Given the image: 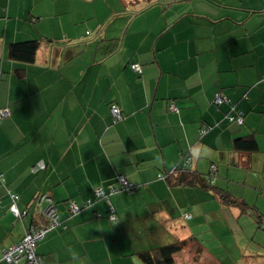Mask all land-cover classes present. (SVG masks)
Listing matches in <instances>:
<instances>
[{
    "label": "crops",
    "instance_id": "1",
    "mask_svg": "<svg viewBox=\"0 0 264 264\" xmlns=\"http://www.w3.org/2000/svg\"><path fill=\"white\" fill-rule=\"evenodd\" d=\"M31 39L40 41L33 62L9 56L11 43ZM219 94L229 101L216 106ZM0 107L10 109L0 119V264L30 224L44 223L42 193L62 224L36 243L44 264H145L138 252L192 236L190 247L223 257L249 229L248 251L264 264V231L250 211L219 210L211 191L175 177L182 154L192 173L215 164V184L264 215V0H0ZM235 112L243 125L228 119ZM250 134L259 149L236 151L234 140ZM196 148L206 154L193 156ZM117 175L140 188L95 199ZM13 193L22 218L9 210ZM71 200L82 208L75 214Z\"/></svg>",
    "mask_w": 264,
    "mask_h": 264
},
{
    "label": "trees",
    "instance_id": "2",
    "mask_svg": "<svg viewBox=\"0 0 264 264\" xmlns=\"http://www.w3.org/2000/svg\"><path fill=\"white\" fill-rule=\"evenodd\" d=\"M39 46H40V41L37 40V39H31V40L13 42V43H11L9 45L8 53H9V56L12 59H14V60H18V61H22V62H26V63H31L35 59V55H36V52H37ZM133 64L140 65V69H141L140 72L139 71H136V70H134L132 68V65ZM130 67L134 71H136L138 73H141V71H142L141 64H139L138 62L131 63L130 64ZM220 95H222V94H220ZM222 96H225L227 98V100L224 101V102L229 101V99H228V97L226 95H222ZM215 99H216V97L214 98V104L216 106H219V105L222 104V103H220V104L216 103L215 102ZM113 106L118 107V109H119V116H114V114L112 113L111 108ZM0 109H7L8 115L10 114V109L9 108L0 107ZM109 110H110V113H111V115L113 117V122H117V121H119V120H121L123 118L122 110H121V108L116 103L110 104ZM169 110L170 111H174V112L175 111L176 112L178 111V107L176 106V104L174 103V101H172L170 103ZM235 113L236 114L228 115V119L231 122L237 123L239 125H243L245 123V119H244V116L242 115V112H235ZM7 116H4V117H7ZM232 116H235V119L232 120L231 119ZM4 117H0V119L1 118H4ZM238 117H241L242 118V122L241 123L238 122ZM208 130H209L208 127L202 128L201 134L204 135ZM234 149L236 151H238V152H246V153L251 154V153H253V152H255V151H257L259 149V143H258L257 138H256V136L254 134H250L248 136H241V137H237L234 140ZM184 156H189L190 157V155L187 154V153L186 154H182L180 156V161H179L180 162L179 163L180 165L176 169V171H178L179 173L175 176L176 177V180H177V182H176L177 184H179V185L195 186V187H198V188H202L204 190L211 191V194H212V197L211 198L214 199L215 201L217 200V204H218V207L217 208L219 210H222L223 208H226V207H235V208L237 207V208H239L243 212H249L250 211V213L253 214L256 217L257 223L260 224V227L264 231V215L259 211V209L257 208V206H254V205H251V204L247 203L243 199L238 198L236 195H234L228 189L219 187L217 184H215L216 180L218 179L217 166L215 164L211 165L210 171H209V173L207 175H201V174H197V173H194V172L192 173L190 171L191 170L190 167H185V166L182 165V157H184ZM248 165H249V163H248ZM36 167H37V163H36V165L34 167L35 169H43L44 168V167L43 168H36ZM249 167H250V165H249ZM174 172L173 171L166 172V173L160 172V173L157 174V178L158 179H164V178L166 179V178L172 176L174 174ZM119 177H123L128 184H131L134 187L133 190H130V188H128L129 187L128 184H127V186H123V184L119 180ZM115 181H116L115 183L109 185V189H108V193L107 194L101 188L103 190V192H104V195L97 196L96 195V191H97L98 188L95 189L94 190V198L95 199H98V198L99 199L107 198L109 194L118 193V192L132 193V192H134V191H136V190H138L140 188L139 185L129 182L122 175H117L116 178H115ZM53 201H54V199H53ZM91 201L92 200L87 199L84 202V206H87ZM54 203H55V201H54ZM69 203H70V201L68 202V210H69ZM16 205H17V201H16ZM55 205H56V203H55ZM38 207L40 208L41 207V204H39ZM78 207H79V209L76 212H74V213L73 212H70V210H69L70 214H75V213L79 212L82 209L79 205H78ZM20 211H24V210H20ZM25 211H26V214H27V210H25ZM112 212H114V210H112ZM26 214L23 215V216H21V217H19V218H22V217L26 216ZM57 214H58V212H57ZM40 215L44 219V223L43 224H40V225H35L37 227H42V226H44L47 223L45 217L41 214V212H40ZM110 215H111V213L109 211V214H108L109 220L110 221H115L116 218L110 219ZM114 216H115V214H114ZM183 217L184 218H190V215L188 213H186V214L183 215ZM16 218L18 219V217H16ZM58 221H59V224L56 227L62 225L61 222H60V220H59V215H58ZM56 227H54L51 230H54ZM63 228H64V226H63ZM194 238L195 237L192 236V237H190L188 239L175 240L173 242H170V243H167V244H163L161 246H158L157 248H154L152 250H142V251L138 252V254H139L140 258L142 259V261L145 264H177L176 257H175L176 254L181 253L182 251L185 252L188 247L189 248H192V249H195L196 251L199 250V248H201L197 244L195 246H193V247H190V244H191V242H192V240ZM18 242H16V243H18ZM193 244H194V242H193ZM9 246H11V245H9ZM8 247H6V248H8ZM35 254L41 257L42 264H44L43 257L36 252V247H35ZM2 259L5 262H7V263L16 264L13 261H7L6 259H4L3 258V253H2ZM195 260L196 259L194 258L193 259L194 264H196V261ZM23 261H24L25 264H27L26 263L27 260L25 258L23 259Z\"/></svg>",
    "mask_w": 264,
    "mask_h": 264
},
{
    "label": "built area",
    "instance_id": "3",
    "mask_svg": "<svg viewBox=\"0 0 264 264\" xmlns=\"http://www.w3.org/2000/svg\"><path fill=\"white\" fill-rule=\"evenodd\" d=\"M132 68L136 71L140 72V65L133 64ZM227 98L222 95H217L215 102L220 104L226 101ZM114 116H119V109L116 106L111 108ZM8 115L7 109H0V117H4ZM231 119H235V116H232ZM238 122H242V118L238 117ZM182 165L185 167L191 166V158L189 156L182 157ZM44 163L38 162L36 168H43ZM119 180L123 184V186H127V182L123 177H119ZM130 190H133V186L128 184ZM11 195V204L10 211L15 217H21L26 214V211H20L16 205V201L18 199V195ZM97 196L104 195V192L101 188H98L96 191ZM89 202V201H88ZM38 203L41 204L40 212L46 219V224L42 227H37L35 224H30L29 227L25 230L23 237L20 239L18 243L12 244L8 248L3 251V258L7 261H13L16 264H25L23 259L27 260V264H42L41 257L35 254L36 243L42 240L46 234L56 227L59 224L58 214L56 211L55 203L51 197L46 194H40L38 197ZM79 209L78 204L75 201H70L69 210L70 212H76ZM111 210H113L111 208ZM115 216L113 212L110 215V219H114Z\"/></svg>",
    "mask_w": 264,
    "mask_h": 264
},
{
    "label": "rangeland",
    "instance_id": "4",
    "mask_svg": "<svg viewBox=\"0 0 264 264\" xmlns=\"http://www.w3.org/2000/svg\"><path fill=\"white\" fill-rule=\"evenodd\" d=\"M204 230H205V226L198 227V231L196 232L198 234L197 236L201 235V237H203L204 236L203 234H206ZM262 240H264V236L261 237V241ZM227 244L229 245V248L227 250L228 254L224 251L223 257H220L219 249L213 250L214 255L217 256L218 258H216L211 254L209 255L212 257L208 256L207 253L201 254L197 252L195 249H191V253H189L188 250H186L185 252L182 251L181 253L175 255L177 264H191L190 263V261H192L191 257H194L196 259L195 260L196 264H210L211 262H213L214 258L219 261V264H222L221 259H223L224 257L226 258L227 262L224 261L225 263L223 264H232L235 263L236 261H239L238 264H263L262 257H254L253 253L248 251L250 249H253V238H252L251 229H249L248 232H244L242 235L236 237L234 242L228 241ZM231 244H233L236 250L233 249L232 246H230ZM248 245L249 248L247 247ZM182 257L183 259L181 260Z\"/></svg>",
    "mask_w": 264,
    "mask_h": 264
},
{
    "label": "clouds",
    "instance_id": "5",
    "mask_svg": "<svg viewBox=\"0 0 264 264\" xmlns=\"http://www.w3.org/2000/svg\"><path fill=\"white\" fill-rule=\"evenodd\" d=\"M205 154L206 152H201L199 148L194 149L192 152V155L195 157H200L201 155H205ZM68 251L71 254L73 261H77L79 259V254L77 252H75L72 249H68Z\"/></svg>",
    "mask_w": 264,
    "mask_h": 264
}]
</instances>
